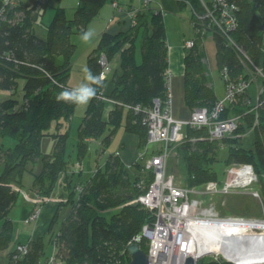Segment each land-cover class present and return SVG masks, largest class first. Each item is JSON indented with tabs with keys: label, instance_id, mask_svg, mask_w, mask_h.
I'll return each mask as SVG.
<instances>
[{
	"label": "trees",
	"instance_id": "obj_1",
	"mask_svg": "<svg viewBox=\"0 0 264 264\" xmlns=\"http://www.w3.org/2000/svg\"><path fill=\"white\" fill-rule=\"evenodd\" d=\"M53 1L56 0H0V89L15 95L18 80L24 82L21 101L15 97L0 100V138L9 136L13 140L9 147H3V141L0 142V252L13 242V225L8 215L19 197L17 188L22 187L24 174L32 176L31 190L41 197V204L52 197L63 175L60 185L67 197L58 201L47 234L14 242L15 246L7 252V264H43L46 235L47 241L55 246L61 264H128L127 244L141 233L144 224L151 225L155 220L154 210L136 201L146 191L153 173L143 171L140 162L126 166L119 154L112 152L103 164H97L83 178V172L75 171L66 152L69 127L61 130L76 104L56 99L63 89H72L67 84L75 51V44L69 41L70 34L84 32L101 7L114 0H79L72 18H67L65 9L56 4L52 19L44 23L41 16ZM177 1L180 8L189 5L190 21L194 22L191 26L194 45L186 49L184 55L183 100L189 110L201 107L210 110L218 99L208 65L203 61L206 57L204 40L209 32L215 42L216 65L225 85L240 79L264 84L261 76L249 80L253 65L264 75V0H228L237 5L235 27L228 31L232 44L224 34L210 29L211 19L198 16L204 15L205 8L217 15L214 0ZM131 5L128 3L125 9ZM36 25L44 28L45 37L35 33ZM140 30L143 31L141 60L137 62L135 41ZM234 44L245 54L244 63ZM102 53L109 62L119 54L120 64L108 79H102L104 86L98 87L97 96L90 99L86 107L77 130L78 163L89 154V140L98 139L106 129L109 133L102 141L103 149L120 126L138 135L140 147L146 143V113L155 99L164 104L168 95L165 76L168 47L162 9L151 4L137 12L136 24L127 23L124 31L103 32L99 36L88 55V69L96 76H99L98 57ZM109 82L112 88L106 95L116 105L105 117L104 103L98 94ZM248 87L236 93L221 114V117H238L237 127L231 134L211 139L207 127L185 130L186 141L178 153L184 162L187 186L223 180L214 164L224 147L225 168L239 163L253 166L264 202V91L258 94L259 104L255 110ZM124 111L126 118L122 125ZM47 136L52 137L55 144L52 151L43 152L41 141ZM191 138L197 140L191 142ZM39 161L40 168L35 171L34 166ZM67 204L71 209L54 233L58 210ZM109 211L113 212L107 215ZM260 213L255 215L259 218ZM138 243L148 251L147 238L142 237ZM17 245H26V252L21 254ZM209 256L200 258L198 264H233L225 260L217 262Z\"/></svg>",
	"mask_w": 264,
	"mask_h": 264
},
{
	"label": "built area",
	"instance_id": "obj_2",
	"mask_svg": "<svg viewBox=\"0 0 264 264\" xmlns=\"http://www.w3.org/2000/svg\"><path fill=\"white\" fill-rule=\"evenodd\" d=\"M9 1L14 2L15 0H6V2ZM136 1V5H131L123 12L124 19L130 25L136 24V14L140 9L146 8L155 2V0ZM118 2L119 0L111 2L114 9L119 8ZM214 7L218 11L217 15H214L213 10L205 8L204 15L198 16L199 18L207 17L211 19L208 23L210 29L215 28L218 32L224 34L229 43L232 44L228 31L235 27L237 5L228 0H214ZM158 8L160 7L158 6ZM193 23L190 21L191 26H193ZM198 28L203 29L200 25H198ZM193 45L194 40L192 38L184 41L186 49L191 48ZM235 48L244 63L245 54L241 52L237 45H235ZM98 63L100 65L99 77L107 79L112 71L111 63L103 53L99 55ZM165 76L168 88L167 99L164 104L155 99L154 105L147 111L145 117L147 126L146 145L149 146L150 143H154L156 149L154 152L147 153V147H145V150L139 153V158L144 160L143 168L151 170L153 178L146 191L140 194L136 201L154 210L155 220L151 225L144 224L142 234L135 235L130 242H139L142 237L147 238V254L150 264H184L185 258L189 255V248L194 243L192 230L196 226L199 227L201 224L211 225L213 223L234 225L238 220L264 222V219L234 215L219 216L212 203H202L200 200L202 194L213 196L245 192L250 193L260 201L262 196L256 188L258 176L250 163L232 164L226 168V176L222 181L211 180L203 185L192 187L175 184L172 177L167 176L166 171L170 149L186 139L184 127H207L211 139H219L224 135L231 134L236 129L238 117H221V114L226 104L233 101L236 93L249 86L250 81L248 83L244 79H240L237 82H228L225 85L224 98L217 99L210 110L204 107L195 108L187 119H176L170 113L169 73L167 70H165ZM258 76L264 78L261 69L253 65V74L249 80L254 81ZM260 86L258 94L264 91V84ZM98 97L103 101L110 99L103 91L99 92ZM257 104L259 103L256 101L254 108H257ZM138 108V106L135 107L136 110ZM80 164L78 162L75 164V171H82ZM35 194L34 207L25 222L34 221L40 215L42 200L37 192ZM16 247L21 254L26 252V245H17ZM55 253L56 249L53 246L51 253L43 264H61ZM206 253L212 256L219 254V252ZM200 258H202V255L195 258L194 264H198Z\"/></svg>",
	"mask_w": 264,
	"mask_h": 264
},
{
	"label": "rangeland",
	"instance_id": "obj_3",
	"mask_svg": "<svg viewBox=\"0 0 264 264\" xmlns=\"http://www.w3.org/2000/svg\"><path fill=\"white\" fill-rule=\"evenodd\" d=\"M58 1L59 0H56L55 2L53 1L52 4L48 8L45 9V11L43 12V14L41 16L42 22L47 23L48 21H50L52 19L51 17L54 14V7H55L54 5L58 4ZM65 3L67 4L66 6L60 5V4H58V5H60L61 7H64V9L66 11L67 18H72L74 15L75 7L77 6L78 2L76 4L75 3L73 4V3H71V0H65ZM178 15L180 16V19H181L182 32L185 34V37H188L189 35L193 36V30L190 27L191 26L190 25L191 10H190L189 5H186L185 7L181 8L180 13H178ZM99 18L103 19V15L100 14ZM95 19H97V17H95L94 20ZM100 19H98V20H100ZM104 19H106V18L104 17ZM88 24L86 25L84 32L86 31ZM34 30L38 36L45 37V30L43 27L36 25ZM84 32H82V33L73 32L70 34V37H69V41L72 42L73 44H75V51L73 53V58H72V67L70 69V73L68 76V78L69 77L71 78V80H70L71 83H72V80H74V79L82 80L83 74H81L79 72V67L81 66L83 59L86 58V62H87V56L89 55L90 51L92 50V48H91L92 45L95 47L96 43H97V41H95L94 43L91 44L90 41L92 40V37L87 41L82 39V34ZM140 37H141V35H139V39L137 40L139 49H140V44H141V38ZM204 47H205V53H206V57H205L206 60L204 59L203 61L205 63H207V65H208L209 73L211 75V82H212L214 91L217 95V98L222 99V98H224L225 93H226V89H225L226 86H225L224 79H223V77H221V74L218 71V68L216 65V59H215L216 46H215V42H214V39L212 37L211 32L207 33V36L205 37ZM89 48H91V49H90L88 55L87 54L84 55L85 52ZM110 63H111L113 70L118 69L119 64H120L119 54L118 55L116 54L110 60ZM84 77H86V74H84ZM68 78H67V81H69ZM23 84H24L23 79H19L15 95H11L9 90L0 89V100L6 99L9 97H15L16 99L21 101L22 100V94H23V92H22ZM260 85H261L260 83L255 84V83L251 82L249 84V87H248V91L250 93L251 101L255 104L257 101L258 91L261 87ZM86 105L87 104H76L75 109H74L70 119L64 125V128H66L67 125L69 127L68 128L69 129V137L67 138V140L65 142L66 152H67V155L69 156V159H71L73 161H75L77 159V154H76V150H74V147H75L76 140H77L78 126H79V124L82 121V118L84 116ZM254 109L257 110L256 108H254ZM125 116H126V111H125L124 117ZM257 122H258V116L256 117L254 123L256 124ZM186 129H187V127H184V130H186ZM108 133H109V131H108V129H106L104 131V133L98 139L92 140L89 143L90 153L87 154L82 159V163L84 166V172L82 173L83 178H86L88 176V173H86V171H87L89 162H91L90 163L91 166L93 165V168H95V166L97 164H103L105 159H106V156L110 152H112V151H109L108 146L106 148H104V150H101L102 149L101 141L103 140V138ZM117 133L119 135L120 130ZM185 134H186V132H185ZM247 137H250V136H247ZM11 140L12 139L9 136H4L1 139V141H3V147H6L9 143H12ZM189 140L191 142H195L197 139L194 138V140H193L191 138ZM185 141L186 140L178 143L176 146H173L170 149V154L168 156L167 167H166L167 176L172 177L173 182L179 186H185L186 185V180H185L186 171H185V167H184V162H183V159L180 157V154L178 153L179 147L181 145H183V143ZM53 143H54V140L52 139V137L47 136V137L43 138L42 144H41L42 151L43 152L52 151L51 146ZM117 144H118V140L116 142H114L111 145V147L117 148V146H115ZM109 148H110V146H109ZM225 154H226V149L223 147V148H221V150L219 152L218 161L214 164L215 170L217 171L219 177H221L222 179H224L226 176V168L222 162ZM40 165H41L40 161L37 162L34 166L35 169L39 170ZM144 170L145 169L143 168V171ZM31 180H32V176L28 173H25L23 176L22 187L17 188L18 191L21 192L20 196L17 199V204L14 207H12V209L9 211V215H8L10 217V219L13 220L12 225L15 226L16 231L18 228L22 231V233H23V231L31 230L33 228V225H34L33 222H31L30 224H23L19 220V213H20V206L19 205L22 203V198L25 197L24 193H30L31 192L28 189V184ZM256 188L260 192V195H261V190H260L259 184L256 185ZM200 200L202 201L203 204L212 203L219 216H226V215H232L233 216L234 215V216H240V217H245V218L264 219V202L262 201L263 199L261 198V201H262V203H261V201L259 199L253 197L250 193L236 192V193H232V194H218V195H213V196L202 194L200 196ZM58 201H60V200H58ZM58 201H57V203H58ZM47 202H49V198L47 199V201L44 204H47ZM34 204H35V197H34ZM41 207H43V205ZM70 209H71L70 204L64 205L61 208V210L59 211L57 222L53 226L54 233L58 230L60 223L64 219V216L69 213ZM111 212H113V211L107 212V215H109ZM259 212H261L260 213L261 218L260 217L258 218L255 215L256 213H259ZM47 238H48V235L45 236V241H46L45 255L42 257V258L45 257V259H43L44 261L46 260L47 256L51 253V250L53 249V243L47 241ZM13 246H15V243L11 242L5 251L0 252V264H7V261H6L7 252L9 250H11L13 248ZM209 255H210L209 253H206V254L202 255V257L209 256ZM209 257H212L213 260H215L217 262L225 260V261L231 262L233 264H236L235 262H233L232 260L227 258L223 252H219L218 255H213V256L211 255ZM201 259L198 261V263L201 261Z\"/></svg>",
	"mask_w": 264,
	"mask_h": 264
},
{
	"label": "crops",
	"instance_id": "obj_4",
	"mask_svg": "<svg viewBox=\"0 0 264 264\" xmlns=\"http://www.w3.org/2000/svg\"><path fill=\"white\" fill-rule=\"evenodd\" d=\"M77 2L79 1L71 0V3L73 4L74 3L76 4ZM128 3L132 5H136L137 1L136 0H120V6L117 9H114L110 2H107V4L105 3L102 6V8L100 9L97 15V19L91 20L86 29V31L91 30L93 32L92 40L90 41L91 44L94 43L95 41H98L99 36L103 32H110V33L115 34L119 31H124L127 28V23H126V20L124 19L123 12H124V9L127 8ZM58 4L64 5V6L67 5L65 3V0H59ZM152 5L154 7L159 6L162 9L163 21L165 25L166 42H167V47H168V66L166 70L169 73L170 113L176 119H187L190 116L191 110H189L188 107L185 106L184 100H183V94H184V88H183L184 79L183 78H184V70H185L184 55L186 51V48L184 47V41L185 39L191 36L189 35L188 37H185V34L182 32L181 19H180V16L178 15V13H180L181 8L177 0H155V2ZM100 14L103 15V19L99 18ZM104 17L106 19H104ZM139 35H141L140 38H142L143 36L142 30L138 32L136 36V41H135V45H136L135 46V58L137 62L141 60L140 49L138 47V41H137L139 39ZM93 47L94 46L92 45L91 48L93 49ZM91 48H89L85 52L84 55L86 54L88 55ZM85 68L88 69V56H87V62H86V58L83 59L81 66L79 67V72L83 74L82 80L74 79L72 80V83H71L70 82L71 78L69 77L68 78L69 81H67L68 86L72 88H76V87H79L81 85L88 83L84 77V74H86L84 71ZM111 69L112 71L109 74L108 78L111 76L112 72L114 71L112 66H111ZM111 88H112V83L109 82L105 86L104 91H103L105 95L110 92ZM103 103H104V108H105L104 114L106 117V115L108 114V111L112 109L113 107H115L116 102L114 100L107 99L103 101ZM124 115H125V111L121 117L122 124H124L125 122L126 116L124 117ZM64 125L61 127V130L65 129ZM118 129L120 130L119 135L117 133L119 131ZM118 129L111 136L110 141L107 145L109 151L117 152L119 154L120 159L126 166H131L135 162H141V165L143 166L144 160L139 158V153L141 151H144L145 147H147V150H146L147 153L154 152L156 149V146H150V145L147 146L145 143L142 147H140L139 137L137 134L124 131L123 126H120ZM92 140H95V139L89 140V143ZM117 140H118V144L115 145L117 146V148L111 147V145ZM11 141L12 143H9L6 147L13 145V140ZM102 141H101V146H104L102 144L103 143ZM0 142H2L1 139H0ZM89 143H88V146H89ZM41 144H42V141H41ZM54 144H55V140L51 146L52 150H53ZM109 146L112 150L109 148ZM74 150H75V147H74ZM101 150H104V149L102 148ZM47 152H50V151H47ZM89 153H90V149H89ZM76 163H77L76 160L75 161L71 160V164H73V167L75 166ZM90 163L91 162H89L86 173H89L93 169V165L91 166ZM80 165L82 167V172H84V166H83L82 161ZM34 170L37 171L35 167H34ZM69 172L70 170L67 173ZM62 181H63V175H61V177L59 178V182H58L59 184L55 186L53 196L49 198V202H47V204L40 205V206L43 205V207L40 208L41 213L39 217L34 221L25 222V220L29 217L34 207L35 193L34 191L31 190L32 180L29 182L28 189L31 192L24 193L25 197L22 198V203L19 205L20 206L19 220L23 224H30L31 222H33L34 225L31 230L28 229L29 231H23V233L18 228L16 231L15 226L13 225V228H12V241L13 242H17L20 240L25 241L26 239H33L43 234H47L53 214L55 213L57 209V205H58L57 201L58 200L62 201L67 197V192L60 185ZM20 193L21 192H19V196H20ZM16 204H17V201L15 202L14 206ZM63 206L64 205H62L59 208L58 215H59V211L61 210ZM12 224H13V220H12ZM42 262L44 263V260H42Z\"/></svg>",
	"mask_w": 264,
	"mask_h": 264
},
{
	"label": "bare ground",
	"instance_id": "obj_5",
	"mask_svg": "<svg viewBox=\"0 0 264 264\" xmlns=\"http://www.w3.org/2000/svg\"><path fill=\"white\" fill-rule=\"evenodd\" d=\"M191 38L192 36L185 40ZM150 146L156 145L150 143ZM192 234L194 243L189 248L188 256H193L194 259L206 252H223L236 264H264L263 221L238 220L234 225L201 224L192 230Z\"/></svg>",
	"mask_w": 264,
	"mask_h": 264
},
{
	"label": "clouds",
	"instance_id": "obj_6",
	"mask_svg": "<svg viewBox=\"0 0 264 264\" xmlns=\"http://www.w3.org/2000/svg\"><path fill=\"white\" fill-rule=\"evenodd\" d=\"M93 35L91 30L85 31L82 34V39L89 40ZM86 73V81L88 83L72 89H63L56 96L57 101L71 102L73 104H87L90 99L97 96L98 87H103V80L94 75L90 69H84Z\"/></svg>",
	"mask_w": 264,
	"mask_h": 264
},
{
	"label": "water",
	"instance_id": "obj_7",
	"mask_svg": "<svg viewBox=\"0 0 264 264\" xmlns=\"http://www.w3.org/2000/svg\"><path fill=\"white\" fill-rule=\"evenodd\" d=\"M126 250L129 254L130 260L128 264H150V260L147 252H145L138 242H129L126 246ZM195 259L193 256H187L184 264H194Z\"/></svg>",
	"mask_w": 264,
	"mask_h": 264
}]
</instances>
